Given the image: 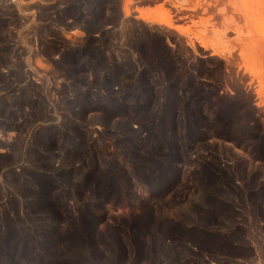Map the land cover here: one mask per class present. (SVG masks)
Masks as SVG:
<instances>
[{
    "label": "rangeland",
    "instance_id": "374dc122",
    "mask_svg": "<svg viewBox=\"0 0 264 264\" xmlns=\"http://www.w3.org/2000/svg\"><path fill=\"white\" fill-rule=\"evenodd\" d=\"M0 264H264V0H0Z\"/></svg>",
    "mask_w": 264,
    "mask_h": 264
},
{
    "label": "bare ground",
    "instance_id": "6f19581e",
    "mask_svg": "<svg viewBox=\"0 0 264 264\" xmlns=\"http://www.w3.org/2000/svg\"><path fill=\"white\" fill-rule=\"evenodd\" d=\"M12 1H17L18 2V0H12ZM123 8H124V10L126 11L127 10V2H124V6H123ZM143 11V10H142ZM164 23H166V24H168V22L167 21H164ZM14 24V23H13ZM156 218V217H155ZM226 218V217H225ZM232 218V217H231ZM228 220V219H227ZM206 226V225H205ZM247 235V234H246Z\"/></svg>",
    "mask_w": 264,
    "mask_h": 264
},
{
    "label": "crops",
    "instance_id": "0c3cea01",
    "mask_svg": "<svg viewBox=\"0 0 264 264\" xmlns=\"http://www.w3.org/2000/svg\"><path fill=\"white\" fill-rule=\"evenodd\" d=\"M123 1H124V0H122V3H123ZM138 7H140V5H139ZM136 15L138 16V12H137V11H136Z\"/></svg>",
    "mask_w": 264,
    "mask_h": 264
}]
</instances>
